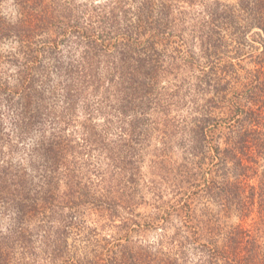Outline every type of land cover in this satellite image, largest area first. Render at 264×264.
Listing matches in <instances>:
<instances>
[{"label": "trees", "instance_id": "obj_1", "mask_svg": "<svg viewBox=\"0 0 264 264\" xmlns=\"http://www.w3.org/2000/svg\"><path fill=\"white\" fill-rule=\"evenodd\" d=\"M18 3L17 20L0 9V43H20L0 54V264H264V0ZM157 124L172 177L146 200L124 175L133 147L112 142ZM142 203L144 222L70 241L86 210Z\"/></svg>", "mask_w": 264, "mask_h": 264}, {"label": "rangeland", "instance_id": "obj_2", "mask_svg": "<svg viewBox=\"0 0 264 264\" xmlns=\"http://www.w3.org/2000/svg\"><path fill=\"white\" fill-rule=\"evenodd\" d=\"M30 5L32 6V3ZM35 5L36 3H34V6ZM23 6L25 7V5ZM0 9L4 16L13 21L19 19V17L21 16L20 12H22L23 10L22 6L19 5L18 0H3ZM35 42L36 41L30 43L29 41H27L26 44L27 46H29L27 47V51H31L33 55L34 47L40 46V44H36ZM19 44L20 43L18 41V38L16 37L3 40L0 43V54L5 55L17 51L16 49ZM67 48L68 47H65L62 56L66 54ZM227 56L225 57V60L229 59V57ZM20 58L23 62L27 63V55L25 58L23 56V53H21ZM53 64L54 61L52 59L46 62V65H49V67L54 66ZM241 64L242 68L251 67L249 63H246V61H241ZM28 66L30 67V71L34 74V58L30 62H28ZM2 68H5L8 72L13 74V77H15V74L17 75V70L12 63H8L5 61L2 64ZM55 73L56 72L51 75V80L46 86L52 87L53 85L57 84V80L60 77ZM4 123H6V127L10 126V117L4 116ZM148 128L151 129V133L143 139H138L133 135L127 136L125 140L121 139L119 136H114L112 142L115 146H117V148H115L116 152H119V148L121 150L120 152H125V150L121 149V147H125V145L133 147L130 149L131 155L129 156V159L132 157L136 163L134 164V167H129V170L126 171L124 175L127 178H133L137 180L133 185L134 188H136L135 194L137 197L139 195H144L146 200L151 199L152 196V194L150 195L149 193L150 191L147 190H151V188L157 189L160 187L168 186L170 182L167 183V181L170 179V177H172L167 170L168 167H165V165L161 161H158L163 157L164 153V151L162 150V148L165 146V139L163 138L162 134L163 126L161 124H157L156 127L154 125H150ZM30 143H34V134L30 136H24V138L21 139L18 143H16L14 140L13 144L15 149L13 150V148H11V150H13L15 158H20V156L23 157V152ZM16 146H18L17 149ZM169 197L170 195L167 194L166 199ZM152 201L153 200H151V202ZM151 214L152 210L150 206L145 205L144 203L138 205L135 204L131 210H128V207H119V213L113 221L106 216L100 215L98 211L88 209L84 213L79 214L80 221L77 220L78 222L76 224H73L74 226L70 229L69 239L71 242H73L74 245L77 246V248H80V246H82L80 238L84 237L85 234L90 233L91 231L99 230V237L104 236V234L119 235L118 233L122 230L120 226H124V222H130L131 220L144 222ZM8 215L9 213L6 212L2 216H0V228L2 230H8L12 226V220H10V217ZM81 220L83 221V223H80ZM230 221H235V218ZM137 228L139 227L137 226ZM132 236L137 239L134 234H132ZM142 236H144L145 239L151 240L154 238L155 234L153 232L142 230L140 232V237Z\"/></svg>", "mask_w": 264, "mask_h": 264}]
</instances>
